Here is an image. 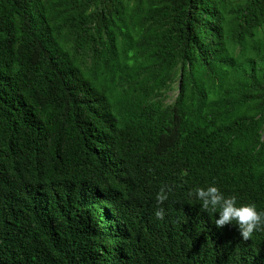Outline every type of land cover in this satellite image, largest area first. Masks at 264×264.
I'll use <instances>...</instances> for the list:
<instances>
[{
  "label": "trees",
  "instance_id": "obj_1",
  "mask_svg": "<svg viewBox=\"0 0 264 264\" xmlns=\"http://www.w3.org/2000/svg\"><path fill=\"white\" fill-rule=\"evenodd\" d=\"M211 183L264 210V0H0V264H235Z\"/></svg>",
  "mask_w": 264,
  "mask_h": 264
},
{
  "label": "clouds",
  "instance_id": "obj_2",
  "mask_svg": "<svg viewBox=\"0 0 264 264\" xmlns=\"http://www.w3.org/2000/svg\"><path fill=\"white\" fill-rule=\"evenodd\" d=\"M170 191L168 186H162L156 200L163 204ZM189 195L211 216L213 226L228 229L231 235L236 232L235 264H264V210H258L254 203H238L236 195H226L215 183L196 187ZM155 215L163 219L164 210L158 209Z\"/></svg>",
  "mask_w": 264,
  "mask_h": 264
},
{
  "label": "rangeland",
  "instance_id": "obj_3",
  "mask_svg": "<svg viewBox=\"0 0 264 264\" xmlns=\"http://www.w3.org/2000/svg\"><path fill=\"white\" fill-rule=\"evenodd\" d=\"M174 95H175V93H172V94H171V98L169 99V101H172Z\"/></svg>",
  "mask_w": 264,
  "mask_h": 264
}]
</instances>
